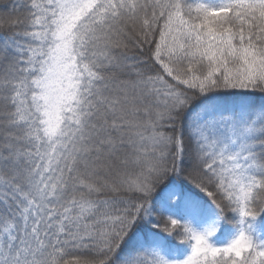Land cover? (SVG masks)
<instances>
[{"label":"snow or ice","instance_id":"obj_1","mask_svg":"<svg viewBox=\"0 0 264 264\" xmlns=\"http://www.w3.org/2000/svg\"><path fill=\"white\" fill-rule=\"evenodd\" d=\"M262 220L264 0H0V264H264Z\"/></svg>","mask_w":264,"mask_h":264},{"label":"rangeland","instance_id":"obj_2","mask_svg":"<svg viewBox=\"0 0 264 264\" xmlns=\"http://www.w3.org/2000/svg\"><path fill=\"white\" fill-rule=\"evenodd\" d=\"M212 2H218V0H212ZM257 229H258V231L259 230H264V223L263 224H259L258 226H257Z\"/></svg>","mask_w":264,"mask_h":264},{"label":"trees","instance_id":"obj_3","mask_svg":"<svg viewBox=\"0 0 264 264\" xmlns=\"http://www.w3.org/2000/svg\"><path fill=\"white\" fill-rule=\"evenodd\" d=\"M157 194H159V192H158ZM263 223H264V220H262V221L260 222V224H263ZM258 225H259V224H258ZM258 225H257V226H258Z\"/></svg>","mask_w":264,"mask_h":264}]
</instances>
